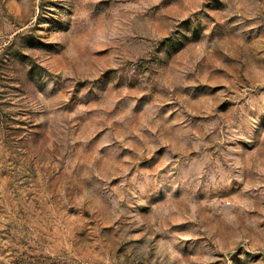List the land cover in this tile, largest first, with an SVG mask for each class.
<instances>
[{"label":"rangeland","instance_id":"rangeland-1","mask_svg":"<svg viewBox=\"0 0 264 264\" xmlns=\"http://www.w3.org/2000/svg\"><path fill=\"white\" fill-rule=\"evenodd\" d=\"M0 264H264V0H0Z\"/></svg>","mask_w":264,"mask_h":264}]
</instances>
